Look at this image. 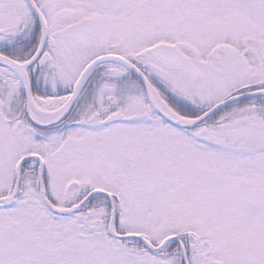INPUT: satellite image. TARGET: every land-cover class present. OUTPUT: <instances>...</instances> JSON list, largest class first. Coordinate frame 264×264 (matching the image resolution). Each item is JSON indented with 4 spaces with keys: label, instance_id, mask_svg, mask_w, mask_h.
Masks as SVG:
<instances>
[{
    "label": "snow or ice",
    "instance_id": "snow-or-ice-1",
    "mask_svg": "<svg viewBox=\"0 0 264 264\" xmlns=\"http://www.w3.org/2000/svg\"><path fill=\"white\" fill-rule=\"evenodd\" d=\"M0 264H264V0H0Z\"/></svg>",
    "mask_w": 264,
    "mask_h": 264
}]
</instances>
